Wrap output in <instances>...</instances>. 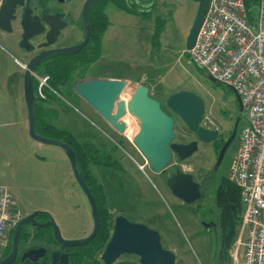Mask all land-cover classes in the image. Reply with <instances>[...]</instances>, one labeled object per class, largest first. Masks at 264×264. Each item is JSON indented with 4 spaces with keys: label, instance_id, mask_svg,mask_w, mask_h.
<instances>
[{
    "label": "rangeland",
    "instance_id": "obj_1",
    "mask_svg": "<svg viewBox=\"0 0 264 264\" xmlns=\"http://www.w3.org/2000/svg\"><path fill=\"white\" fill-rule=\"evenodd\" d=\"M140 2L142 6L155 5L150 18L146 14L123 12L114 5L107 6L106 14L110 25L102 38L101 55L96 63L88 67L77 66L73 77L76 81L81 72L86 77L85 79L97 78L102 74L131 77L133 79L121 96L123 100L128 99L139 84L148 86L150 96L161 102L164 107H166L167 97L178 91L192 92L203 100L205 113L201 125L207 129H217L219 133L217 140L207 144L199 143L197 152L189 159L179 162L177 158H174L167 168L170 171L178 164L182 171L194 174L199 181L202 176L208 175V179L210 177L207 183V185L209 184L208 196L199 204L186 207L191 213L200 212L199 215H196V227L190 226L192 232H189L180 223L181 218L177 212L165 210L169 221L174 224L178 236L182 237L184 245L175 239L171 231L163 234V244L176 252V264H221L215 253L213 234L209 235L210 231L203 229L198 223L199 220L209 222L214 219L213 212L217 216L212 193L220 176L217 174L211 176L219 152H216L215 146L216 142L220 143L226 140L232 132L236 115H238L236 99L231 90L212 82L207 74L194 65L185 54L187 52L185 49L186 38L191 28V26L189 27L191 18L189 22L188 16L189 14L194 15L198 3L192 0H140ZM76 3L78 2L75 1ZM159 7L162 13L158 12L157 8ZM157 14L159 17L164 16L167 24L162 30L158 42L153 44L152 34L155 25L153 21ZM258 16L257 8L252 12V28L253 20H257ZM17 40L18 37L12 38L0 31V46H4L0 47V89L4 91L0 94V104H2L0 124L7 122L13 124L17 123L20 118L27 119V108L22 88L23 72L12 57V54L17 53L15 50ZM35 82L37 81L35 80ZM73 88L58 86V92H49L48 100L38 102V105L43 107L44 114L42 113L41 116L45 118V122L72 134L75 142L83 146L90 145L99 151V155H108L109 161L104 164L109 167L111 159L117 158L126 172L128 170L126 163L129 162L125 159V152L118 149L117 146V143H122L120 133L106 124L102 118L93 116L89 112L90 110H87V104L73 92ZM38 115L40 116L39 111ZM174 117L175 142L189 143L196 140V135L189 131L177 116ZM125 122L129 130L131 129L125 137L127 142V145H124L125 150L133 151V155L139 157V161H144L138 153L135 154L137 150L132 143L133 136L139 130L138 121L131 115H127ZM243 123L244 118L242 117L241 124ZM37 125L38 128H41L39 121ZM19 126L0 129V186L10 188L13 199L22 214L26 215L36 211L48 213L55 220L64 236L74 232L78 234L86 225H91L90 207L74 178L70 161L64 149L51 144L40 145L33 141L24 124L22 134L28 141L22 140L18 135ZM102 129H106L109 136L103 135ZM62 140H64L63 137H60V141ZM237 140L238 136L233 147L224 157L220 171L224 177L228 176L229 166L234 157L235 148H237ZM235 145L236 147H234ZM96 151L87 150V153L97 155ZM227 158H229L228 162H226ZM100 163L102 164V162ZM225 164L226 166H224ZM97 166L99 163H89L87 166V171L94 177L99 175L100 168ZM131 167L132 171H135V168ZM106 171L102 168L103 176ZM107 172L110 173V169ZM131 178L138 184L139 177L131 176ZM139 181L141 182L140 178ZM110 188L111 186L107 188L108 206L112 204ZM141 188L151 195L152 203L160 207L159 199L164 200V197L160 195V185L150 180L145 187L144 184H141ZM166 194L171 205L183 208L165 188L164 195ZM140 209L141 207L132 204L129 208L128 205L123 207V210L132 213L139 220H149L150 224H156L159 229L163 231L166 229L167 225H161L160 219L162 220V218L158 211H153L152 217L144 218L145 215L140 212ZM171 209H175V207ZM102 213L108 215L103 210ZM154 220H156L155 223L152 222ZM184 229L186 230L185 235L182 234ZM234 242L236 243V240ZM235 243L230 249L235 246ZM229 258V262L223 264H242V248L239 249L236 259H233L230 254Z\"/></svg>",
    "mask_w": 264,
    "mask_h": 264
},
{
    "label": "flooded vegetation",
    "instance_id": "obj_2",
    "mask_svg": "<svg viewBox=\"0 0 264 264\" xmlns=\"http://www.w3.org/2000/svg\"><path fill=\"white\" fill-rule=\"evenodd\" d=\"M75 1H77L78 3L75 4ZM85 1L86 0H22V4H18L15 7V11L13 14L14 19H12L10 22L11 31L5 32L2 31L1 29L0 31L3 34L11 36L12 38L18 37V40L15 44V50L17 53H14L17 54V56H14V54H12V57L13 60H15V63L22 68V72H23L22 88H23L24 72L26 70L27 65L30 62L34 61L37 57H39L43 53L77 46L83 42L85 37V30L81 15ZM139 1L140 0H138L137 2L139 3ZM93 2L94 0L88 7V16H87L88 21H89V10ZM149 10H150V5L149 6L148 5L142 6V4L139 5L140 14H147ZM26 11L28 12L29 15L28 17L30 19H32V17H36L39 20L40 27H42V30L39 34L28 39L27 47H22L20 46V43L22 41V36L24 34V30L22 27V20H23V15L25 14ZM46 19L50 20V22H52V27H54L51 36H48V34L51 31V28L48 24H46ZM57 27H61V28H57ZM90 30H91V25H90ZM30 33L32 32L30 31ZM89 41H90V37H89ZM88 43L84 48H82L77 53L52 54L43 58L39 62L34 72H32L33 73L32 75H39V76L46 75L49 77V80H51L50 76L44 73L46 69L45 67L48 64L53 63L55 60L60 59L59 57L81 53L87 47ZM0 47H4V46H0ZM74 71H76V69ZM35 80L36 78L33 76L32 79L33 90H34ZM60 86L68 87L66 83ZM35 101H39V100L35 99ZM160 104L163 111L171 115L168 108L164 107L161 102ZM237 116L238 115H236L234 125ZM241 122H242V117L240 116V122L237 128L236 138L238 136L240 127L242 125ZM105 123L108 124L107 122ZM101 131L103 135L109 136V133L107 132L106 129H102ZM119 135L122 137L120 138L122 143L121 142L117 143V146L118 149L120 148L125 152L124 155L126 157L125 159L127 162H129L126 163L128 170H126L125 172L120 165V161L115 157L111 159V166L109 167L107 164H104V162L109 161V156L105 154H101L99 155L100 158L99 160L100 162H102V164L99 162V166H97L100 168L98 177H94L92 174H90V172L87 171V167H85L83 171L85 177L84 174L83 175L81 174L87 187L89 185V181H91L92 178L95 184L99 186V190H100L98 204L96 202V206L99 214V227L95 236L86 244H75V245L62 244L59 240L55 238L54 228L50 224H46V223H50L51 220L53 219L51 215H49L48 213L37 214L36 216L33 217L32 221H29L28 223L23 225V227H21L16 242V253L12 258V260L7 264H106L103 258V254L108 242L112 239V237L116 232V227L120 219H123L129 224H137L146 227L148 230L157 232L159 234V243L161 249L163 251L171 252L174 255V264H176L177 262L176 252L173 249L167 248L163 244V238H164L163 234L169 233L171 231L172 235L175 236V239L179 241L180 244L182 245L184 244L182 242V237L178 236L174 224H172L169 221L167 212L165 210L169 209V211L172 210L174 212H177L181 218L180 223L186 229H188L189 232H192L190 226L193 225L194 227H196V223H197L196 215H199L200 212L191 213L186 209V207L195 206L207 198L208 196L207 188L209 186V184L207 185V183L210 177L208 179V175H206L205 177L202 176V179L199 181L194 176V174L182 171L178 164L175 165L173 169L168 171L167 167L170 165L171 161L174 160V158L175 159L177 158V156L174 154L171 161L166 166V168L163 171L156 173L150 167L148 161L144 158L142 153L134 146V144L133 146L137 150L135 154L138 153L139 156H141L144 161H139V157H135V155H133L134 154L133 151L129 150L130 151L129 152L125 150L124 145L125 144L127 145V142L125 141L126 135H123L121 133ZM227 139L223 140V144L227 141ZM231 147H233V144L228 148V150ZM234 147H236V145ZM237 147H238V140H237ZM236 149L237 148H235V150ZM177 159L179 162H183L187 160V159L180 160L179 158ZM131 166L135 168V171H132ZM222 166H223V162L216 171H214V167H213L212 168L213 173L211 175L214 176L215 174H217L218 176H220L218 184L214 188L212 193L215 201V207L217 210V216L215 212H213L215 216L214 219L210 220L209 222L204 220H199L198 223L200 227L206 229L207 231H210L209 235L211 233L213 234V240H214L213 242H214V246L216 247L215 253L217 255H221L223 253L224 250L223 236L225 234L224 224L222 220L223 218L221 216L222 212L219 208V203H218V197H219L218 190L221 187V183H222L221 178L224 177L220 172L222 170ZM102 168L106 169L107 171H109L110 169L111 172L109 173L106 171L105 176H103L104 174H102ZM176 168H179L182 173H185L186 175H190L193 183L198 185L199 198L197 200L191 203H186L184 200L173 195V193L169 189L167 185V181L169 177L175 172ZM153 175L154 176L156 175L157 177H154ZM131 176L139 177L141 182L139 181L138 178V184H137L131 178ZM150 180L157 182V184L160 185L161 188L160 195L164 197V200L159 199L160 207L157 204L152 203L151 195L145 189L141 188V184H144L145 187L147 186L148 182H150ZM108 186H111L110 189L112 191V197H111L112 204L109 206L107 204ZM165 188L169 192L170 196L174 198L177 202H179L183 208L177 207L176 205H171L168 202L167 194L164 195ZM131 204L135 205L136 207H141L140 212L144 213L145 215L144 218L152 217L153 211H158L160 217L162 218V220L160 219L161 225L163 224L167 225L166 229L163 231L162 229H159V226H157L156 224H150L149 220L148 221L139 220V218H136L132 213L123 210V207H126L128 205L129 208ZM169 204L171 208L175 207V209H171L169 207ZM109 209H111L110 213H108ZM102 210L105 213L107 212L108 215L102 213ZM32 213L34 212H31L26 215L22 214V218L20 219V221L23 220L25 217L31 215ZM90 217H91V225L89 226L86 225V227L82 231H79L78 234L77 232H74V233H70V235L68 236H64L63 232L60 231V229L58 228L62 239L66 241H80L91 236L94 231V220L91 213V207H90ZM53 221L56 224L54 219ZM152 222L155 223L156 220ZM41 224H45V226L40 227L39 225ZM102 227L104 228L102 229ZM14 229L15 227L9 231L7 242L0 256V260L7 259L13 251ZM120 229L123 234H127L128 231L125 230L124 224L120 225ZM185 232H186L185 229L182 230L183 235H185ZM119 243L123 245H127L129 241L124 237L122 241H119ZM142 258L143 257H141L137 253L122 252L117 256H115L110 264H147V263L165 264L166 263V260L162 261V257L160 256H155L153 258H150L147 263L142 261Z\"/></svg>",
    "mask_w": 264,
    "mask_h": 264
},
{
    "label": "water",
    "instance_id": "obj_3",
    "mask_svg": "<svg viewBox=\"0 0 264 264\" xmlns=\"http://www.w3.org/2000/svg\"><path fill=\"white\" fill-rule=\"evenodd\" d=\"M92 1L93 0H86L82 9L81 16L85 30L83 42L77 46L41 54L27 65L23 76V96L27 108L29 137L40 144H51L64 149L70 161L74 178L91 207V213L94 220V231L92 235L86 239L80 241H66L62 239L59 229L53 219L50 223H46L50 224L54 228L55 238L62 244L66 245L88 243L95 236L98 230L99 214L96 201L82 178L77 165L75 152L71 146L63 141L41 136L35 131V92L32 86V72H34L39 62L49 55L77 53L86 46L91 32L87 17L88 7ZM192 1L198 3V8L186 38V51H189L196 41L210 2V0ZM18 4H22V0H0V29L2 31H11L10 22L14 19L13 14L15 7ZM28 16V12L26 11L22 20V27L24 30L22 41L20 43V46L22 47H27L28 39L39 34L42 30L39 20L36 17H32V19H30ZM46 24H48L51 28V31L48 34V36H51L53 32L52 30L54 29V27H52V22L46 19ZM30 31L32 33H30ZM207 77L212 82L220 86H225L231 90L235 96L239 112L230 137L222 145L218 152L217 160L214 166V171H216L223 162L228 148L233 144L236 138L237 128L239 126L240 116L242 113V102L237 91L233 87L216 81L210 75H207ZM128 85L129 82L125 79L90 78L78 82L74 86L73 92L88 106H90L113 129L123 135L129 134L131 131L125 122V117L127 115L134 117L138 121L139 130L133 136L132 143L142 153L154 172L159 173L163 171L171 161L173 154L180 160H185L197 152L199 143L207 144L217 139L219 135L217 129H207L201 125L205 113V105L203 100L196 94L189 91H178L170 94L165 101L166 107L172 114L170 115L163 111L158 100L150 96L149 87L144 84L137 85L128 99H121V96L127 89ZM174 116H177L185 124L187 129L197 136V140H193L189 143L175 142L176 134L174 132ZM167 185L173 195L184 200L186 203H191L199 198L198 185L193 183L190 175L182 173L179 168H176L175 172L169 177ZM42 213L45 212L36 211L16 224L13 235V251L7 259L0 260V264H7L14 257L16 253L17 237L21 227L29 221H32L34 216ZM118 222L116 232L112 239L108 242L103 254L106 264H110L114 257L122 252L137 253L143 257L142 261L145 263H147L150 258L160 256L162 257V261L166 260L165 264H174V255L169 251H163L161 249L159 234L157 232L148 230L144 226L129 224L123 219H120ZM121 224L125 225V230L128 231L127 234H123L121 232ZM39 226L44 227L45 224H41ZM124 237L129 241L127 245L119 243V241H122Z\"/></svg>",
    "mask_w": 264,
    "mask_h": 264
},
{
    "label": "built area",
    "instance_id": "obj_4",
    "mask_svg": "<svg viewBox=\"0 0 264 264\" xmlns=\"http://www.w3.org/2000/svg\"><path fill=\"white\" fill-rule=\"evenodd\" d=\"M252 28L243 0H210L190 60L216 81L233 87L242 102L238 147L231 160L228 180L240 188L242 213L235 246L242 248V264H264V0ZM35 97L54 92L46 75H33ZM22 218L10 189L0 186V256L9 231Z\"/></svg>",
    "mask_w": 264,
    "mask_h": 264
},
{
    "label": "trees",
    "instance_id": "obj_5",
    "mask_svg": "<svg viewBox=\"0 0 264 264\" xmlns=\"http://www.w3.org/2000/svg\"><path fill=\"white\" fill-rule=\"evenodd\" d=\"M136 0L133 2L132 0H94L93 4L89 10V22L91 25V35L90 41L87 47L79 54L73 55H65L59 57L60 59L55 60L53 63L48 64L45 68V74H48L51 78L49 80L50 87L54 90H58V86L66 85L69 88H73L78 82L85 80V76L81 72L78 76V79L75 81L73 77L74 70L77 66L80 67H88L91 64L95 63L101 55V44L102 38L108 29L110 22L109 18L106 14V8L108 5H114L116 8L120 9L123 12L136 14L139 13V3ZM247 10V17L248 20L251 22L252 20V12L253 10L258 8V0H243ZM154 7V6H153ZM153 7L147 12L146 16L151 15L152 10L154 11ZM154 31L152 34V42L155 44L158 42V39L162 33L164 28L165 22L162 19L156 18L154 22ZM185 54L189 57L188 53ZM37 82L34 83V92H36ZM58 92V91H57ZM47 94L49 92L47 91ZM50 95L47 96L49 98ZM37 99V98H36ZM48 100V99H47ZM46 101V100H45ZM45 101H35V131L37 134L60 140V137H63V142L67 143L71 146L73 151L75 152L77 165L79 168L80 173L84 174L85 167L88 164H96L99 163V151H96L90 145H81L78 142H75L72 138V134L60 130L55 126L45 122V118L42 117V106L38 105V102H45ZM38 111L40 116L38 115ZM38 121L41 124V128H38ZM52 135V136H51ZM223 145V141L220 143L216 142L215 150L216 152L220 150ZM87 150L96 151L97 155L95 154H88ZM229 158L226 159L228 162ZM230 162V161H229ZM226 166V164L224 165ZM85 177V174H84ZM92 181V182H91ZM89 181V190L93 195L95 201L98 204L99 200V186H97L94 180L91 178ZM221 187L218 190L219 197L218 203L219 208L222 212V220L224 224L225 234L223 236V245L224 250L221 255H218L219 263L223 264L229 262V250L232 247V244L237 238L238 235V228L240 224V218L242 213V207L240 202V188L233 182L229 181L227 175L221 178ZM107 213V212H106ZM104 227H102L103 229Z\"/></svg>",
    "mask_w": 264,
    "mask_h": 264
},
{
    "label": "crops",
    "instance_id": "obj_6",
    "mask_svg": "<svg viewBox=\"0 0 264 264\" xmlns=\"http://www.w3.org/2000/svg\"><path fill=\"white\" fill-rule=\"evenodd\" d=\"M162 3L164 4V1H162ZM155 6V5H154ZM151 7H153L152 5H150V9H151ZM154 8V7H153ZM158 9V12L159 13H162L161 12V8L159 7V8H157ZM196 11H197V9H196ZM196 11H194L195 13H194V15L192 16L191 14H189V16H188V18H189V22H190V18H191V22H190V25H189V27L192 25V22H193V20H194V17H195V14H196ZM159 19H162L164 22H165V25H164V27H166V24H167V20H166V18H164V16H160L159 17V14H157L156 15ZM155 16V19H154V21L153 22H155V20H156V17ZM148 18H150V15H148L147 16ZM187 18V19H188ZM155 26V25H154ZM164 29V28H163ZM107 31V30H106ZM97 78H119V79H125V80H127L129 83L131 82V79H133V78H128V77H122V76H116V75H104V74H102L101 76H97ZM142 83V82H141ZM2 93H4V91L2 90V89H0V94H2ZM0 99H1V95H0ZM1 102V101H0ZM1 105L2 104H0V108H1ZM7 108V107H6ZM87 110H90L89 112H91V114H93V116H95L96 118H98V117H100L90 106H88L87 105ZM5 114H7V111H5ZM26 120L27 119H25V120H23L22 118H20V120L17 122V123H13V124H9V122H7V123H5V124H0V129H3V127H13V126H16V125H20L19 126V133H18V135H19V137L20 138H22V140L24 139V140H26V142L28 141V139H25L24 138V136H23V134H22V131H23V124L25 125V129H28V122H26ZM34 141V140H33ZM36 142V141H35ZM38 143V142H37ZM40 144V143H39ZM41 145V144H40ZM9 188V187H8ZM10 189V188H9ZM15 203H16V201H15ZM16 205H17V203H16ZM17 208H18V205H17ZM19 209V208H18Z\"/></svg>",
    "mask_w": 264,
    "mask_h": 264
}]
</instances>
